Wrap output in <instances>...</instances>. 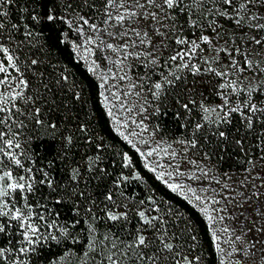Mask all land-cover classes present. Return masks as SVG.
<instances>
[{
  "label": "snow or ice",
  "instance_id": "snow-or-ice-1",
  "mask_svg": "<svg viewBox=\"0 0 264 264\" xmlns=\"http://www.w3.org/2000/svg\"><path fill=\"white\" fill-rule=\"evenodd\" d=\"M53 31L57 35L49 40L46 33ZM60 45L93 74L101 64L88 60L100 51L121 72L129 59L142 61L145 73L119 95L111 92L126 116L115 115L105 93H98L116 135L131 145L156 181L203 216L218 264H264V225L253 221L240 234L228 227L216 229L225 219L219 213L227 211L210 209L221 203L215 199L220 192L198 193L209 192L205 180L224 190L230 185L203 162L187 158L201 139L215 137L218 149L231 140L252 165L240 183L259 199L264 187V0H0V264H201L200 255H192L196 245L185 249L188 238L181 243L182 234L175 231L179 210L162 209L166 201L158 203L154 195L127 192L131 182L143 179L128 152L117 154L128 174L101 167L102 153L112 147L102 140L92 155L85 152L75 159L77 143L82 139L93 146L95 137L78 117L71 125V116H52L67 109L57 96L67 91L72 75L59 67ZM111 78L131 79L126 73ZM98 79V89L107 91L109 77ZM209 85L207 94L200 90ZM71 87V99L81 101L78 85L72 82ZM169 94L177 108L174 118L184 120L179 125L183 131L172 142L158 135L159 124L150 130L145 123L146 114L167 116L172 111L167 107L161 113ZM197 112L199 118L190 119ZM42 147L52 150L41 157ZM249 153L255 158H247ZM209 158L203 152V160ZM185 161L192 169L182 170ZM258 164L262 171L253 174ZM240 196L247 201L243 192ZM61 207L71 213L63 223ZM258 215L264 218V211ZM218 233L229 234L228 239Z\"/></svg>",
  "mask_w": 264,
  "mask_h": 264
},
{
  "label": "trees",
  "instance_id": "trees-1",
  "mask_svg": "<svg viewBox=\"0 0 264 264\" xmlns=\"http://www.w3.org/2000/svg\"><path fill=\"white\" fill-rule=\"evenodd\" d=\"M30 22V21H29ZM49 40H52L57 33L53 31L51 34H47ZM194 39V37H190ZM72 39H75V36H72ZM60 48V53L57 59L60 60L59 67H67L68 71L71 72V77L69 84L65 86L67 91L62 93L60 96H57V102L62 105H67V109L61 108L59 113L53 112L52 116L62 117V116H71L73 119L68 123L71 125L76 124V117L79 118V122L86 123L88 125V132L95 137L93 140V146H89L83 143L81 139L76 147L73 148L75 153V159L79 161L80 157L87 152L88 155L94 153L95 143L100 142L101 140L105 145H111L112 147H106L102 153L104 162L101 164V167H107L109 171L114 173H119L124 171L125 174L129 173V169H122L120 156L118 153L128 152L132 159L135 161V170L139 171L143 179L139 182H131L127 186V192L129 194H136L140 197L154 195L156 201L159 203L164 200L165 203L161 204V208L166 210L169 206H173V211L179 210L180 216L175 218L180 221L178 227L175 229L178 233H181L180 242L183 243L185 237L188 238L187 244H185V249L191 244H195L196 247L192 252V255H200L201 264H218L219 255L215 252L214 246L211 241L209 226L204 220L203 216L198 212L197 209L193 208L180 197H177L175 194L171 193L167 188H165L159 181H156L154 174L148 172L143 168V162L135 153V150L131 145L127 144L121 137L117 136L113 130L111 118L107 115V109L103 103L102 97L98 95L101 92V89H98L97 85L100 83L97 77L87 71V64L83 61L78 63L73 61V54L71 51L63 45L58 46ZM24 51H27L25 47ZM142 61H137L133 65V71L139 77L143 75L146 71L142 66ZM155 79V75L153 76ZM189 81L193 78L191 75H188ZM72 82H75L78 87L76 91L82 92V100L79 102H74L71 99L72 96ZM147 86V85H145ZM209 86H206L201 91H204L205 94L208 93ZM147 99L155 104L156 102L152 100L151 96H147ZM197 99L199 97L197 96ZM212 100H216L215 97H211ZM216 102H219L216 100ZM167 107H171L172 111H169L167 116L163 114L159 116L149 115L148 123L151 127L156 124L161 126V132L158 134L168 139H174L179 137L183 129L179 127L181 123H184V120H176L173 116V112L177 110L174 100L171 94H169L168 99L164 101L161 105V113L165 111ZM68 109H71L69 111ZM149 109V113H151ZM181 111H183L181 109ZM199 113L197 112L194 118L198 119ZM63 127V125H62ZM227 127V126H222ZM83 133H77V136L83 137ZM39 143V142H34ZM249 147L248 140H245V148ZM51 147L40 148V155L43 157L46 152H50ZM195 153L203 155V152H208L210 158L208 161L212 163L219 171L221 172H243L251 164L245 163V155L240 152L239 149L229 140L223 149H218L216 138L210 137L209 142H205L203 139L200 140V146L198 149H191ZM50 158V157H49ZM255 158L252 153H249V157ZM113 164L115 165L113 167ZM52 207H59L52 205ZM61 211V223H63L66 217L71 215L70 212L66 211L64 208H60ZM191 228V232H188L186 229ZM191 235L197 237L196 241H191ZM53 252L58 251L56 248L52 249ZM47 264V261H45Z\"/></svg>",
  "mask_w": 264,
  "mask_h": 264
},
{
  "label": "rangeland",
  "instance_id": "rangeland-1",
  "mask_svg": "<svg viewBox=\"0 0 264 264\" xmlns=\"http://www.w3.org/2000/svg\"><path fill=\"white\" fill-rule=\"evenodd\" d=\"M106 54L103 51L97 52L96 56H90L88 63H91V60L96 59L97 63L101 64V68L97 70V72L94 74L97 79L100 76H107L109 77V84L107 85V91L105 89H101L105 93V96L108 97V106L113 108V113L120 118H123L126 116V113L119 111V102L115 100L111 96V92L115 91L119 95L123 91L127 90V85L132 80H138V76L133 71V65L135 62L139 60H133L129 59L125 62L124 70L121 72L118 70V66L110 64L107 60L104 59V56ZM108 56H111L113 59H115V55L112 53H107ZM88 66V64H87ZM111 68L112 71L109 72L108 69ZM127 74L128 77L131 79L128 81H119L117 79H112L111 77L113 75H124ZM99 82L100 79H98ZM112 85H118L117 88H113ZM135 100V97L132 98ZM103 103L105 105V101L102 97ZM140 103H143V100L140 101ZM218 103V102H217ZM107 111L108 108L106 107ZM147 115V114H146ZM136 119H142V117H136ZM145 123L149 126V129L151 130L152 127L149 125L148 121L146 120ZM132 130H137L135 126H132ZM127 131V130H125ZM134 139V138H133ZM168 142H172L173 139L166 138ZM135 142V140H134ZM174 148L182 152L181 146L179 144H174ZM142 147V146H141ZM188 159H194L197 160L198 163L203 162V164H206L208 167L212 169V174H215L217 178H221L222 181H225L229 183L230 189L224 190L221 189L220 186L216 185L215 183L209 184V181L205 180L203 182V186L209 188V192L207 194L205 193H198L200 195H212L211 189L216 188L220 195H216L215 199L220 200L221 203L219 205H210L211 208H227L226 212H220L219 215H222L225 217L223 222L217 223L215 225L216 229H220L223 227H228L230 230L235 229L236 234L241 233V229L243 231L247 232L248 228L253 227V221H255L256 226L264 225V218L259 217L258 213L261 211H264V187H260L259 191L261 193L259 199L252 197L251 191L242 186L240 183L247 175L248 173L246 171L243 172H221L219 171L212 163H210L208 160H203V155L195 153L193 150L189 149L187 153ZM158 159V158H153ZM169 161L167 159H160V163L166 164ZM182 170L186 169H192L191 165H188L186 161L182 163L181 165ZM247 169H252V165H250ZM262 171L260 165L258 164L257 167L253 170V174L256 172ZM230 175L232 179L230 181L227 180V176ZM183 179V178H181ZM186 183L192 184L193 187L199 188L201 186L199 181L192 182V181H185ZM249 184H251V181H248ZM255 183L257 185H260L261 181L256 180ZM243 192L245 197H248L247 201L240 196V193ZM235 197V200L232 202H229V200L224 199V197ZM213 215H217L216 213H213ZM221 234V233H218ZM222 240L228 239L229 234H221ZM249 235H256L255 232L249 233ZM261 239H264V237H261ZM221 246L224 247L226 250H229V245L221 242Z\"/></svg>",
  "mask_w": 264,
  "mask_h": 264
}]
</instances>
